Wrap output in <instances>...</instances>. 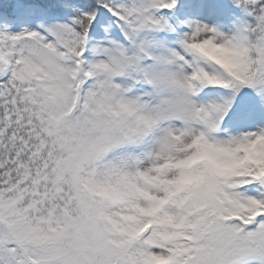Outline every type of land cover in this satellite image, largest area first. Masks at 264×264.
Returning a JSON list of instances; mask_svg holds the SVG:
<instances>
[{
  "label": "snow or ice",
  "instance_id": "obj_1",
  "mask_svg": "<svg viewBox=\"0 0 264 264\" xmlns=\"http://www.w3.org/2000/svg\"><path fill=\"white\" fill-rule=\"evenodd\" d=\"M0 264H264V0H0Z\"/></svg>",
  "mask_w": 264,
  "mask_h": 264
}]
</instances>
